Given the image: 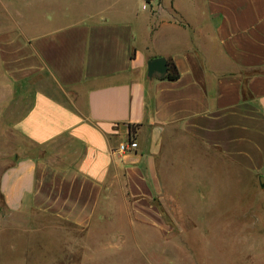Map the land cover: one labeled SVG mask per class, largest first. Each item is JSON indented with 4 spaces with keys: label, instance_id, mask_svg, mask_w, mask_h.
<instances>
[{
    "label": "crops",
    "instance_id": "1",
    "mask_svg": "<svg viewBox=\"0 0 264 264\" xmlns=\"http://www.w3.org/2000/svg\"><path fill=\"white\" fill-rule=\"evenodd\" d=\"M16 1L19 26L0 31V130L30 153L0 176L10 214L87 228L115 190L166 207L194 174L210 203L219 165L264 177V0ZM155 58L178 78H148Z\"/></svg>",
    "mask_w": 264,
    "mask_h": 264
},
{
    "label": "rangeland",
    "instance_id": "2",
    "mask_svg": "<svg viewBox=\"0 0 264 264\" xmlns=\"http://www.w3.org/2000/svg\"><path fill=\"white\" fill-rule=\"evenodd\" d=\"M17 8L16 0H0V31L19 26ZM28 148L0 130V176ZM230 169L215 168L210 203L199 202L195 174L169 188L166 207L115 190L87 228L36 212L10 214L0 194V264H264V187Z\"/></svg>",
    "mask_w": 264,
    "mask_h": 264
},
{
    "label": "water",
    "instance_id": "3",
    "mask_svg": "<svg viewBox=\"0 0 264 264\" xmlns=\"http://www.w3.org/2000/svg\"><path fill=\"white\" fill-rule=\"evenodd\" d=\"M168 72L167 60L164 58H155L147 62V76L152 78L154 75L165 77ZM260 186L264 187V177L260 178Z\"/></svg>",
    "mask_w": 264,
    "mask_h": 264
},
{
    "label": "built area",
    "instance_id": "4",
    "mask_svg": "<svg viewBox=\"0 0 264 264\" xmlns=\"http://www.w3.org/2000/svg\"><path fill=\"white\" fill-rule=\"evenodd\" d=\"M147 8H149V2H148L147 0H145V1L143 2L142 9L145 10V9H147ZM135 148H136V143H135L134 141H127V142L121 144V145L118 147L117 151H118L119 153L124 154V153H127V152H131V151L134 150Z\"/></svg>",
    "mask_w": 264,
    "mask_h": 264
},
{
    "label": "trees",
    "instance_id": "5",
    "mask_svg": "<svg viewBox=\"0 0 264 264\" xmlns=\"http://www.w3.org/2000/svg\"><path fill=\"white\" fill-rule=\"evenodd\" d=\"M165 79L169 80V81H174L178 78V72L175 68V66L172 63L168 64V72L164 77ZM132 126H130V133L132 131Z\"/></svg>",
    "mask_w": 264,
    "mask_h": 264
}]
</instances>
